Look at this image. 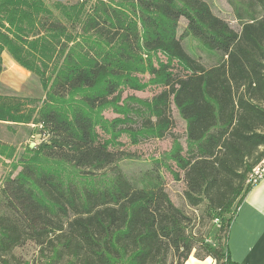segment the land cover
Here are the masks:
<instances>
[{
    "label": "trees",
    "instance_id": "obj_1",
    "mask_svg": "<svg viewBox=\"0 0 264 264\" xmlns=\"http://www.w3.org/2000/svg\"><path fill=\"white\" fill-rule=\"evenodd\" d=\"M231 2L239 31L206 0H0V74L8 51L46 91L40 106L0 94V121L41 125V142L25 146L12 161L20 171L0 186V264H20L6 259L27 242L49 251L48 264H185L191 255L240 264L229 254V230L264 164V0ZM187 36L217 63L206 67L191 54ZM138 73L162 90L118 121L163 138L176 105L186 145L177 139L163 159L184 174L187 205L215 221L217 244L194 232L197 217L173 202L158 169L141 184L124 174V152L94 116L120 102L121 86L142 89ZM15 150L6 144L4 157L13 160ZM48 161L80 180L38 165ZM105 171L109 181H94Z\"/></svg>",
    "mask_w": 264,
    "mask_h": 264
},
{
    "label": "rangeland",
    "instance_id": "obj_2",
    "mask_svg": "<svg viewBox=\"0 0 264 264\" xmlns=\"http://www.w3.org/2000/svg\"><path fill=\"white\" fill-rule=\"evenodd\" d=\"M47 3H51L55 0H45ZM62 2H74L76 0H58ZM210 3L214 12L227 20L229 24L237 31L241 29L240 21L237 19L236 11L234 10L231 1L237 0H206ZM186 20L182 18L178 27V34L181 35L186 27ZM183 44L186 49L193 55L199 57L200 61L205 64L206 67H210L217 63L219 57L216 53L205 50L201 44L192 36L183 38ZM158 56H161L160 54ZM146 57V54L143 56ZM163 57V56H162ZM175 72H179V68L176 67ZM141 84L144 85L142 89H134L129 85L121 86L122 96L120 102L117 104H109L100 107L94 111V116L106 125L110 127V134L113 137V143H116L119 150L124 152V158L118 162V167L124 172V174L133 182L140 183L145 176V173L154 169H158L161 173L163 184L168 191L173 202L184 208L189 215L196 216L197 221L195 225H192L194 232L200 233L201 236L207 238L209 242H215L216 228L214 226V220L211 221L202 214L203 207L194 209L187 205L184 198V190L186 183L184 180V174L180 173V169L171 160H165L163 157H167L172 150L175 141L177 139L184 145L186 142V122L181 116L179 109L175 104H172L171 114L175 121V126L171 129L165 137L145 136L137 131L138 125L131 124L134 129H127V122L118 121L123 119L127 115L128 106L142 104L145 101L151 100L154 95L162 90V87L154 84H149L151 75L148 73L136 74ZM46 91L41 85L39 78L30 72V99H35L36 102L32 106H40L45 100ZM41 125L30 123V129L23 126L20 129V141L15 150L14 159H5L3 154L0 157V186L5 178L9 175H17L20 171V167L13 168L12 161H16L21 153L24 151L25 146L30 145V149L35 148L37 144L41 142V135L39 134V128ZM3 130V129H2ZM131 132H130V131ZM30 133V134H29ZM29 140L27 141V138ZM1 155V153H0ZM160 161V165L157 163ZM38 165L47 166L50 165L59 170L64 178L80 180L78 172L67 168L54 161H48L45 163H38ZM169 165V166H168ZM174 172L180 174V179H177ZM109 171L102 172L94 180L103 182L109 181ZM50 253L48 250L40 251V248L33 242H27L25 245L18 247L14 250V255H10L6 260L12 263L20 264H48ZM3 261L0 260V263Z\"/></svg>",
    "mask_w": 264,
    "mask_h": 264
},
{
    "label": "crops",
    "instance_id": "obj_3",
    "mask_svg": "<svg viewBox=\"0 0 264 264\" xmlns=\"http://www.w3.org/2000/svg\"><path fill=\"white\" fill-rule=\"evenodd\" d=\"M2 62L0 94L30 98V71L19 65L8 51L3 52ZM23 126L30 129V123L0 121V157L6 144L18 148ZM228 249L231 259L240 264H264V176L253 184L237 209L229 230ZM185 264H216V261L191 255Z\"/></svg>",
    "mask_w": 264,
    "mask_h": 264
},
{
    "label": "built area",
    "instance_id": "obj_4",
    "mask_svg": "<svg viewBox=\"0 0 264 264\" xmlns=\"http://www.w3.org/2000/svg\"><path fill=\"white\" fill-rule=\"evenodd\" d=\"M264 176V166H261L260 169H258V173L257 175H251V180L250 182L252 184H255L256 182H258L259 179H261Z\"/></svg>",
    "mask_w": 264,
    "mask_h": 264
},
{
    "label": "bare ground",
    "instance_id": "obj_5",
    "mask_svg": "<svg viewBox=\"0 0 264 264\" xmlns=\"http://www.w3.org/2000/svg\"><path fill=\"white\" fill-rule=\"evenodd\" d=\"M262 166H264V164ZM260 168H261V166L255 169L254 175H257L258 169H260Z\"/></svg>",
    "mask_w": 264,
    "mask_h": 264
}]
</instances>
